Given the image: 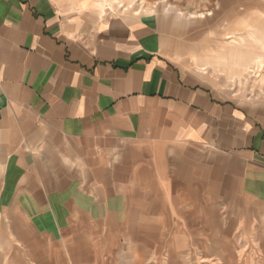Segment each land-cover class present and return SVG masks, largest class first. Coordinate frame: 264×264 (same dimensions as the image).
Instances as JSON below:
<instances>
[{
    "label": "crops",
    "instance_id": "crops-1",
    "mask_svg": "<svg viewBox=\"0 0 264 264\" xmlns=\"http://www.w3.org/2000/svg\"><path fill=\"white\" fill-rule=\"evenodd\" d=\"M120 1L0 0V227L11 263L74 251L84 224L135 221L174 157L264 218V87L185 62L197 45L182 17Z\"/></svg>",
    "mask_w": 264,
    "mask_h": 264
},
{
    "label": "rangeland",
    "instance_id": "rangeland-1",
    "mask_svg": "<svg viewBox=\"0 0 264 264\" xmlns=\"http://www.w3.org/2000/svg\"><path fill=\"white\" fill-rule=\"evenodd\" d=\"M118 5L122 11L182 17L197 45L183 52L182 60L234 85L264 87V0H121ZM195 172L186 161L171 158L164 175L154 180L165 188L145 191L135 221L84 224L74 251L50 246L57 259L39 254L38 261L28 256L25 264H56L54 258L57 264H264L258 207L214 189ZM7 233L0 227V264H21L10 262L14 242Z\"/></svg>",
    "mask_w": 264,
    "mask_h": 264
}]
</instances>
